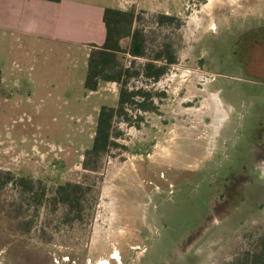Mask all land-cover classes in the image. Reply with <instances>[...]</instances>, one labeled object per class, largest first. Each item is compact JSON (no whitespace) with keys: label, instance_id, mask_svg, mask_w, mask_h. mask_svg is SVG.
I'll return each instance as SVG.
<instances>
[{"label":"rangeland","instance_id":"obj_1","mask_svg":"<svg viewBox=\"0 0 264 264\" xmlns=\"http://www.w3.org/2000/svg\"><path fill=\"white\" fill-rule=\"evenodd\" d=\"M180 4L165 25L160 11L136 10L153 48L173 42L178 63L158 82H131L161 95L158 111L117 122L97 171L85 153L120 86L85 90L93 46L37 42L26 56L0 31V170L47 192L36 205L0 188V264H229L264 235V0ZM68 182L88 188L82 219L52 200Z\"/></svg>","mask_w":264,"mask_h":264},{"label":"trees","instance_id":"obj_2","mask_svg":"<svg viewBox=\"0 0 264 264\" xmlns=\"http://www.w3.org/2000/svg\"><path fill=\"white\" fill-rule=\"evenodd\" d=\"M140 19L141 16L134 10L107 7L104 11L106 40L103 45L94 44L89 53L84 79L85 90L95 92L100 89L102 83L109 82L117 83L120 89L117 105H104L99 111L92 146L86 151L83 162V166L88 170L97 171L101 156L117 145L116 139L120 136L117 122L133 125V111L137 114L158 111L155 98L160 94L145 86H132L131 82L139 77L150 83L158 82L178 63L173 42L164 41L157 48H153L145 28L137 25ZM157 21L158 24L165 25L178 21V18L159 14ZM120 54L131 56L130 64L123 63ZM139 58H145L146 62L137 66ZM3 78L4 73L0 69V98ZM10 184L20 189L23 194L29 195L36 205L43 204L47 197L46 188L32 177L16 176L11 171L0 170V188ZM87 192L88 188L84 185L68 182L57 188L52 200L68 208V217L71 220L82 219ZM26 225V230L30 231L31 221ZM229 264H264V235L259 237L253 249L246 250Z\"/></svg>","mask_w":264,"mask_h":264},{"label":"crops","instance_id":"obj_3","mask_svg":"<svg viewBox=\"0 0 264 264\" xmlns=\"http://www.w3.org/2000/svg\"><path fill=\"white\" fill-rule=\"evenodd\" d=\"M131 1L132 4L123 8L119 0H0V31L15 36L26 56L31 55L30 47L37 42H60L80 49L104 44V11L107 7L135 12L147 8L171 15V10L180 6L182 0ZM24 54H20L21 60H24ZM19 62L14 60V68L10 71L17 73L15 69L19 68L21 73L24 72V66ZM1 70L5 79L6 70Z\"/></svg>","mask_w":264,"mask_h":264}]
</instances>
